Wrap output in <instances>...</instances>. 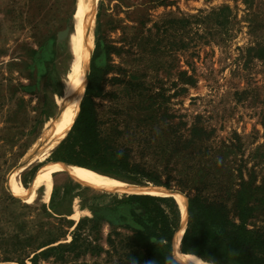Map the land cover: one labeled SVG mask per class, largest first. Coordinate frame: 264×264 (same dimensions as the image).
<instances>
[{
	"label": "rangeland",
	"instance_id": "374dc122",
	"mask_svg": "<svg viewBox=\"0 0 264 264\" xmlns=\"http://www.w3.org/2000/svg\"><path fill=\"white\" fill-rule=\"evenodd\" d=\"M75 11L76 0H0V264H126L140 251L131 194L72 172L28 202L8 188L13 173L33 190L36 173L66 164L54 151L72 125L17 171L69 96ZM86 18L100 142L236 223L243 200L247 228L264 234V0H87Z\"/></svg>",
	"mask_w": 264,
	"mask_h": 264
},
{
	"label": "trees",
	"instance_id": "16d2710c",
	"mask_svg": "<svg viewBox=\"0 0 264 264\" xmlns=\"http://www.w3.org/2000/svg\"><path fill=\"white\" fill-rule=\"evenodd\" d=\"M95 58L96 52L91 58L88 84L78 116L54 151L57 153L62 150L61 154L67 157H58L55 161L98 172L111 171L136 185L152 184L168 189V182L161 181L158 175L129 163L126 154L113 151L100 142L93 111L89 106V93L96 71L93 63ZM52 164L58 163L49 165ZM128 198L136 205L131 216L139 227L135 233L140 251L127 255L126 264H170L173 260L171 245L176 241L175 233L180 225V212L175 200L135 194ZM235 210L238 223L229 218L222 205L188 197L186 228L180 241V251L214 264H264V234L258 229L247 228L250 208L245 206L243 200L238 198Z\"/></svg>",
	"mask_w": 264,
	"mask_h": 264
},
{
	"label": "bare ground",
	"instance_id": "6f19581e",
	"mask_svg": "<svg viewBox=\"0 0 264 264\" xmlns=\"http://www.w3.org/2000/svg\"><path fill=\"white\" fill-rule=\"evenodd\" d=\"M87 0H76V11L73 15L72 33L74 37L73 65L75 78L70 84V93L61 113L40 133L38 138L31 144L28 151L22 158L17 171L28 169L40 159L45 157L57 144L60 138L66 134L71 127L80 101L84 96L88 84L89 61L91 58V42L87 37L85 23ZM57 172H72L91 180L101 186L117 190L126 194L149 195L154 197H172L175 199L180 211V228L176 241L173 242L172 257L178 264H214L196 255L182 253L179 249L180 241L185 227L187 211V199L178 192L170 191L164 187H147L142 185L123 182L116 178L92 170L69 164H57L41 171L35 178L33 190L25 189L16 181L15 173L8 179L9 190L20 199L28 202L33 199V191L37 189L43 180L50 174Z\"/></svg>",
	"mask_w": 264,
	"mask_h": 264
},
{
	"label": "water",
	"instance_id": "95a60500",
	"mask_svg": "<svg viewBox=\"0 0 264 264\" xmlns=\"http://www.w3.org/2000/svg\"><path fill=\"white\" fill-rule=\"evenodd\" d=\"M62 34H64V33H61V35H60L59 37H62ZM179 228H180V225H179ZM179 228H178L177 232L179 231ZM177 232H176V233H177ZM176 233H175V235H176ZM175 235H174V236H175ZM179 249H180V247H179Z\"/></svg>",
	"mask_w": 264,
	"mask_h": 264
}]
</instances>
